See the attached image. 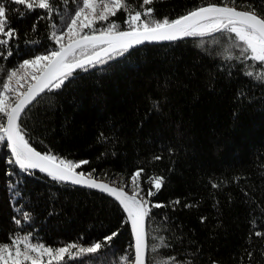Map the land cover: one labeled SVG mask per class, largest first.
I'll use <instances>...</instances> for the list:
<instances>
[{
    "label": "trees",
    "instance_id": "1",
    "mask_svg": "<svg viewBox=\"0 0 264 264\" xmlns=\"http://www.w3.org/2000/svg\"><path fill=\"white\" fill-rule=\"evenodd\" d=\"M4 2L19 9L9 12L18 37L10 42L7 59V49H0V84L23 60L55 48L52 33L59 35L82 6V0H50L56 10L48 19L45 10ZM212 3L252 9L264 17V0H153L150 5L125 0L127 11L121 8L95 27L115 21L127 30L123 22L135 11L151 7L155 19H175ZM41 16L45 19L38 20ZM234 40L235 34L219 32L187 36L106 58L74 72L61 89L43 94L22 121L38 151L89 161L77 171L95 169L94 177L120 186L143 168L138 183L144 195L152 187L150 177L164 178L149 198L164 207L152 209L146 219V264L161 258L150 251L161 236L168 246L159 251L177 264H264V235H255L264 233V78L246 75L264 72V64L237 59ZM11 85L18 87L15 80ZM8 157L10 150L0 144V244L11 246L16 235L29 234L30 243L53 249L102 242L96 253L65 256L52 264L131 260V223L114 196L55 181L40 171L22 172L6 162ZM113 231L118 235L105 241Z\"/></svg>",
    "mask_w": 264,
    "mask_h": 264
},
{
    "label": "snow or ice",
    "instance_id": "2",
    "mask_svg": "<svg viewBox=\"0 0 264 264\" xmlns=\"http://www.w3.org/2000/svg\"><path fill=\"white\" fill-rule=\"evenodd\" d=\"M9 2L25 6L29 11L37 8L45 10L48 19L53 17L56 10L50 0H9ZM152 3L153 0H143V5ZM100 5L103 7L100 8ZM121 8L127 11L125 0H82V6L75 10L60 34L52 33L50 38L54 41L55 48L23 60L17 68L8 72L7 79L0 84V114H2L0 144L10 150V157L6 162L18 166L22 172L38 170L55 181L97 188L114 196L126 213V219L131 223L135 239L134 256L131 260L127 256L122 259L126 264H146L145 253L149 246L145 243V222L146 219H150L152 209L164 207L161 203H153L149 198L161 189L164 178L150 177L149 182L152 187L148 189L146 195L143 194V189L138 183L143 168L132 174L127 185L112 187L107 182H98L94 178L95 169L87 173L77 171L83 165H87L88 160L74 162L58 157L51 151L41 152L33 147L30 143L31 137L25 131L22 121L33 110L34 104L39 103L38 98L42 99L46 92L61 89L77 69L86 70L89 65L104 63L106 62L104 57L111 60L114 56L123 55L134 46L146 41H175L187 36L203 37L218 32L235 34V40L241 42L236 43L234 40L232 44L233 48L240 50V56L236 58L264 64V17L252 9L237 11L235 7H221L212 3L188 11L175 19L167 17L162 20L155 19L152 15L154 9L151 7L143 13L135 11L134 14L129 13L123 22L128 26L127 30H122L121 25L115 21L109 22L104 28L95 27L97 22L109 21V17L116 16ZM10 11L16 12L19 9H9L4 0H0V49H7V55L4 56V52L0 50V56H4L5 59L12 55L10 42L18 37L17 29L9 22ZM20 16L23 17L24 13L20 12ZM43 19L44 16L38 17V20ZM85 29H88L90 34L85 33ZM32 30L36 31L35 23ZM65 36L67 43L63 42ZM89 49L92 50L91 54L86 55ZM227 58H233L231 53ZM246 75L254 76L256 79L264 78V72L254 74L253 71H247ZM13 80L18 87H12ZM25 86H27L26 90L20 91ZM13 96L14 101L11 99ZM154 159L159 160L161 157L156 156ZM212 187L216 188L218 185L213 184ZM126 188H131L132 195H128ZM175 203L179 204L180 201L177 200ZM24 217L31 219L28 213H25ZM13 219L15 224H21L20 219L15 217ZM201 219L203 221L204 218ZM117 235L118 233L113 231L111 235L105 237V241H111ZM255 235L260 237L264 233L256 231ZM29 241L30 234L16 235L11 240V246L8 243L0 244V264H24L25 261H31V264H52L53 260L63 261L65 256L74 259L84 254L96 253L102 247V242H95L88 247L72 243L53 249ZM167 246L163 236L159 238L158 244H152L150 251L161 258L154 259L149 264H177L175 258H163V253L159 251ZM73 249L76 251L73 252ZM45 256L48 258L46 262L43 259Z\"/></svg>",
    "mask_w": 264,
    "mask_h": 264
},
{
    "label": "water",
    "instance_id": "3",
    "mask_svg": "<svg viewBox=\"0 0 264 264\" xmlns=\"http://www.w3.org/2000/svg\"><path fill=\"white\" fill-rule=\"evenodd\" d=\"M237 9V11H244V10H242V9H239V8H236ZM177 40H179V39H177ZM177 40H175V41H177ZM166 42H173V41H156V42H148V41H146V42H144V43H142V44H140V45H136V46H134L133 48H137V47H140V46H143V45H146V44H159V43H166ZM133 48H131V49H133ZM102 56H103V54H101ZM107 57H104V59H106ZM90 66V65H89ZM88 67V66H87ZM78 70H80V69H77L76 71H78ZM75 71V72H76ZM35 171H38V170H35ZM94 178H96V177H94ZM97 180H98V182H107V183H109V185L110 186H112V187H118V185H116V184H114V183H112V182H109V181H104V180H101V179H98V178H96ZM67 183H69V184H72V183H70V182H67ZM72 185H74V184H72ZM76 186H79V187H83V188H87V189H91V190H97V191H101L100 189H97V188H89V187H87V186H82V185H76ZM125 191L128 193V195H132V193L129 191V189L128 188H126L125 189ZM102 192H104V191H102ZM107 193V192H106ZM132 227V226H131ZM145 233H146V222H145ZM135 240V239H134ZM145 243H146V235H145ZM146 245H147V243H146ZM146 252H147V248H146ZM145 260H146V253H145Z\"/></svg>",
    "mask_w": 264,
    "mask_h": 264
},
{
    "label": "rangeland",
    "instance_id": "4",
    "mask_svg": "<svg viewBox=\"0 0 264 264\" xmlns=\"http://www.w3.org/2000/svg\"><path fill=\"white\" fill-rule=\"evenodd\" d=\"M100 8H102L103 7V5H100L99 6ZM99 10V9H98ZM92 50L91 49H89L85 54H87V53H90ZM98 51V50H97ZM78 55H79V51H78V53H77ZM114 57H116V56H114ZM105 60V59H104ZM91 66V65H90ZM110 182H112V183H114L115 184V182L114 181H110ZM214 264H216V263H214Z\"/></svg>",
    "mask_w": 264,
    "mask_h": 264
}]
</instances>
